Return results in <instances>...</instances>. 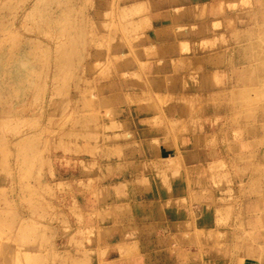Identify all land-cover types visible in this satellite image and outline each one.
Returning a JSON list of instances; mask_svg holds the SVG:
<instances>
[{"label":"rangeland","instance_id":"1","mask_svg":"<svg viewBox=\"0 0 264 264\" xmlns=\"http://www.w3.org/2000/svg\"><path fill=\"white\" fill-rule=\"evenodd\" d=\"M0 264H264V0H0Z\"/></svg>","mask_w":264,"mask_h":264},{"label":"crops","instance_id":"2","mask_svg":"<svg viewBox=\"0 0 264 264\" xmlns=\"http://www.w3.org/2000/svg\"><path fill=\"white\" fill-rule=\"evenodd\" d=\"M145 131H147V129L145 128ZM161 142H162V140H161ZM159 147L162 149V148H167L168 147V145H164L163 143H160L159 144Z\"/></svg>","mask_w":264,"mask_h":264}]
</instances>
